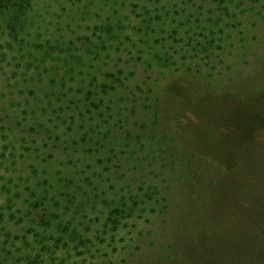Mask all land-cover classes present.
Listing matches in <instances>:
<instances>
[{
	"label": "rangeland",
	"instance_id": "rangeland-1",
	"mask_svg": "<svg viewBox=\"0 0 264 264\" xmlns=\"http://www.w3.org/2000/svg\"><path fill=\"white\" fill-rule=\"evenodd\" d=\"M0 8V264H264V0Z\"/></svg>",
	"mask_w": 264,
	"mask_h": 264
},
{
	"label": "trees",
	"instance_id": "trees-1",
	"mask_svg": "<svg viewBox=\"0 0 264 264\" xmlns=\"http://www.w3.org/2000/svg\"><path fill=\"white\" fill-rule=\"evenodd\" d=\"M9 4H11L12 6H20L18 4V0H0V8L6 7Z\"/></svg>",
	"mask_w": 264,
	"mask_h": 264
}]
</instances>
